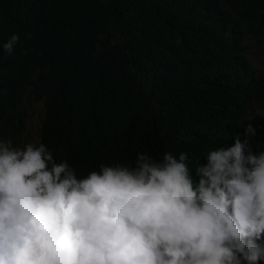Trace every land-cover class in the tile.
I'll return each instance as SVG.
<instances>
[{"label":"trees","instance_id":"obj_1","mask_svg":"<svg viewBox=\"0 0 264 264\" xmlns=\"http://www.w3.org/2000/svg\"><path fill=\"white\" fill-rule=\"evenodd\" d=\"M250 42L264 53V0H0V139L20 148L40 103L34 145L78 178L183 152L198 184L195 168L247 124L264 151Z\"/></svg>","mask_w":264,"mask_h":264},{"label":"clouds","instance_id":"obj_2","mask_svg":"<svg viewBox=\"0 0 264 264\" xmlns=\"http://www.w3.org/2000/svg\"><path fill=\"white\" fill-rule=\"evenodd\" d=\"M19 36L3 44L11 55ZM245 138L209 151L194 184L187 153L78 178L43 143L0 139V264H259L264 151Z\"/></svg>","mask_w":264,"mask_h":264},{"label":"rangeland","instance_id":"obj_3","mask_svg":"<svg viewBox=\"0 0 264 264\" xmlns=\"http://www.w3.org/2000/svg\"><path fill=\"white\" fill-rule=\"evenodd\" d=\"M248 49L252 65L260 74L264 76V53L262 52V46L254 42H250L248 43ZM28 110L30 115L27 121L26 131L22 137L21 149L29 143L34 144L37 139V128L43 111L42 104L37 103L32 105L28 108ZM252 110V113L264 115V101L258 105H253Z\"/></svg>","mask_w":264,"mask_h":264}]
</instances>
